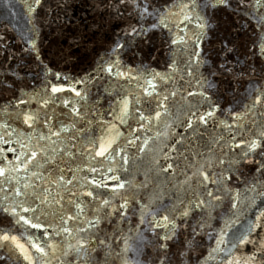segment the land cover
I'll return each instance as SVG.
<instances>
[{
    "label": "snow or ice",
    "instance_id": "1",
    "mask_svg": "<svg viewBox=\"0 0 264 264\" xmlns=\"http://www.w3.org/2000/svg\"><path fill=\"white\" fill-rule=\"evenodd\" d=\"M24 2L32 26V35L25 38L26 51L40 60L35 19L43 0ZM119 3L131 4L140 17L152 15L147 0L144 5L139 0ZM166 3V10L157 17L159 24L153 27L167 29L171 45L179 46L173 48L168 70L147 75L121 70L119 56L125 45L117 42L100 71L128 83L117 92H107L113 97L109 107L113 120L98 139L86 138L88 129L77 126L81 121L93 123L78 106L88 101L86 88L78 86L91 81L72 83L46 66L41 91L21 93L15 103L0 109L4 117L0 120V264L13 259L16 264H52L53 258L60 264H264V179L236 186L243 175L242 163L254 161L255 171L264 177V124L246 123L251 113L264 115V83L248 90L246 98L251 102L242 111L229 110L230 119H219V104L200 90L214 87L200 72L206 63L200 48L210 26L209 13L231 7V0ZM237 8L244 9L256 25L251 56L264 60V0H238ZM126 34L135 36L138 30L133 27ZM176 52L187 57L182 66ZM221 67L228 71L225 65ZM177 77L190 86L182 99L199 96L209 105L201 111V103L188 101L185 131L207 127L210 120L221 129L206 150L193 152L191 158L183 155V168L175 147L181 140L167 143L168 129L174 123L169 100L184 91L176 86ZM164 85L171 90L163 89ZM65 92L78 99L63 98ZM58 102L74 118L71 124L55 126L54 116L41 117L40 110ZM31 104L39 109L21 107ZM13 121L22 127H14ZM115 121L127 126V134ZM153 131L155 135H148ZM70 133L75 134L66 135ZM161 137V147H149ZM129 145L140 159L153 153L142 180L119 175L129 173ZM178 174L183 179L170 185L174 194L167 201L162 191H148L151 175L168 180ZM241 213L251 216L242 230L234 228Z\"/></svg>",
    "mask_w": 264,
    "mask_h": 264
},
{
    "label": "water",
    "instance_id": "2",
    "mask_svg": "<svg viewBox=\"0 0 264 264\" xmlns=\"http://www.w3.org/2000/svg\"><path fill=\"white\" fill-rule=\"evenodd\" d=\"M139 3L144 5L145 0H139ZM237 3L238 0H231V7H220L209 13L210 26L206 29V36L200 48L201 56L206 61L200 72L214 85L212 88L200 90L205 91L213 102L219 104L221 111L216 113L219 119H230L229 110L242 111L243 106L251 102L246 98L248 90L264 83V60L251 56L252 41L256 34L255 22L248 19V13L244 9L237 8ZM147 6L152 15L140 17L131 4H120L119 0H43L35 19L39 30L37 46L40 60H37L34 53L26 51L28 45L25 38L32 35L29 32L32 26L28 23L24 0H0V37L3 38L0 39V109L6 107L9 102L15 103L21 93L32 94L41 91L45 84L46 67L51 69L52 73L58 72L62 77L67 76L72 83L82 79L90 80L91 82L86 85L78 86L81 90L86 88L88 94V101L86 103L81 101L78 106L81 112L88 113L87 118L93 123L88 125L81 121L77 126L88 129L84 133L86 138L98 139L105 134L107 123L113 120L109 113L113 97L108 96L107 92H117L121 85L128 83L100 71V66L110 58L109 54L117 42L125 45L119 56L121 70L132 69L133 73L146 75L152 71H167V66L174 56L173 48L179 47L171 45V35L167 29L153 27L154 24H159L157 17L167 8L166 0H147ZM169 20L173 18L169 17ZM133 27L138 30V34L127 35L126 33ZM173 30L178 31L174 27ZM175 56L182 66L186 55L176 52ZM222 64L228 71L221 67ZM47 79L61 83L55 81L52 76ZM177 81L176 86L184 91L178 92L174 99L169 100L174 123L173 127L168 129L170 136L167 143L175 144L176 140H181L175 147L176 154L180 156L178 162L183 168L185 163L183 155L188 154L191 158L193 152L206 150L210 139L217 136L221 129L210 120L207 127L201 125L195 132L192 129L185 131L183 122L188 101L201 103V111L206 110L209 105L199 96L182 99L181 96H186V90L190 86L179 81L178 77ZM131 83L136 84L135 81ZM163 89L171 90L168 85H164ZM192 90L197 89L193 87ZM61 96L71 98L73 101L78 99L67 92ZM21 107L25 110L39 109L37 104ZM93 112L96 115H92ZM40 113L42 118L45 114L54 116L55 126H59L60 123L69 125L74 119L69 110L59 102L57 105H50L48 109L40 110ZM3 118L0 113V120ZM99 120H103L104 123H100ZM248 121H255L257 125L264 124V115L259 112L251 113L246 123ZM115 123L120 131L127 134V126L120 125L118 121ZM13 126L22 127L15 121ZM160 130L164 131L163 125ZM148 135H155V132ZM162 142L164 137L160 138V142L150 143L149 147L158 149ZM119 144L121 146L125 144L124 137L120 138ZM126 151L129 156V173L121 171L119 175L122 178L135 175L138 180H142L153 153L148 152L140 159L134 146H127ZM116 160V166L119 167L120 158L117 157ZM256 167L254 161L239 165L243 175L239 176L236 186L242 188L245 184H250L253 178L264 179L255 171ZM177 171L179 173V169ZM150 179L148 191L152 189L162 191L164 200L167 201L174 194L170 185L182 180L183 176L178 174L165 180L163 176L151 175ZM257 200L259 202V197ZM250 218V214L241 213L234 228L242 230ZM10 264H16L15 259ZM21 264L26 262L21 261ZM52 264H60V260L53 258Z\"/></svg>",
    "mask_w": 264,
    "mask_h": 264
}]
</instances>
